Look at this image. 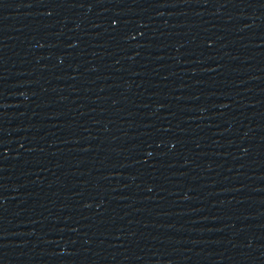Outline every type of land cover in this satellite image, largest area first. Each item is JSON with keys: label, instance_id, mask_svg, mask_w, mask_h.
Returning <instances> with one entry per match:
<instances>
[{"label": "water", "instance_id": "1", "mask_svg": "<svg viewBox=\"0 0 264 264\" xmlns=\"http://www.w3.org/2000/svg\"><path fill=\"white\" fill-rule=\"evenodd\" d=\"M0 264H264V0H78L0 127Z\"/></svg>", "mask_w": 264, "mask_h": 264}]
</instances>
